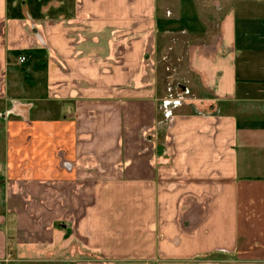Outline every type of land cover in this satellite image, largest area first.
<instances>
[{"label":"crops","instance_id":"0c3cea01","mask_svg":"<svg viewBox=\"0 0 264 264\" xmlns=\"http://www.w3.org/2000/svg\"><path fill=\"white\" fill-rule=\"evenodd\" d=\"M263 170L264 0H0V264H264Z\"/></svg>","mask_w":264,"mask_h":264},{"label":"rangeland","instance_id":"374dc122","mask_svg":"<svg viewBox=\"0 0 264 264\" xmlns=\"http://www.w3.org/2000/svg\"><path fill=\"white\" fill-rule=\"evenodd\" d=\"M47 3V2H46ZM53 10L54 9H48V10H42V12H41V10H40V13H37V15H38V17H39V19H43V18H48V15H55V14H53L52 12H53ZM55 11H57V13L58 12H60L61 10H58V9H56ZM45 28L47 29V25H45ZM46 32H47V30H46ZM172 53V52H171ZM172 57L173 58H171V60L173 59V62H168L167 61V59L166 60H159L158 61V75L160 76V80H161V82H162V85H163V83L166 81V75L168 74V73H170V75L172 74L173 76V78H174V73H173V71L174 70H179L180 69V71H181V69H183V64H182V62L180 63V64H178L177 62H176V58H177V55H176V53L174 52V54H172ZM170 60V61H171ZM174 69V70H173ZM176 77V76H175ZM173 78H171V79H173ZM175 82H178V81H173V84H175ZM175 86V85H174ZM172 104H174V103H172ZM161 110H163V109H161ZM163 112H164V110H163ZM165 114V113H164ZM170 117V116H169ZM169 117H168V119L166 120V118H165V120H166V124H168L169 123ZM258 172H254V173H260L259 171H261V168L259 167L258 169ZM264 171V170H263ZM262 172V171H261ZM256 175V174H255Z\"/></svg>","mask_w":264,"mask_h":264},{"label":"built area","instance_id":"2783aa9c","mask_svg":"<svg viewBox=\"0 0 264 264\" xmlns=\"http://www.w3.org/2000/svg\"><path fill=\"white\" fill-rule=\"evenodd\" d=\"M24 61H25L24 57H19L18 58V63L22 64V63H24ZM174 104H176V103H174ZM172 119L173 118H171V117L169 118V123H170V120L172 121Z\"/></svg>","mask_w":264,"mask_h":264},{"label":"trees","instance_id":"16d2710c","mask_svg":"<svg viewBox=\"0 0 264 264\" xmlns=\"http://www.w3.org/2000/svg\"><path fill=\"white\" fill-rule=\"evenodd\" d=\"M16 53H17V52H16ZM16 53H15V54H16Z\"/></svg>","mask_w":264,"mask_h":264}]
</instances>
